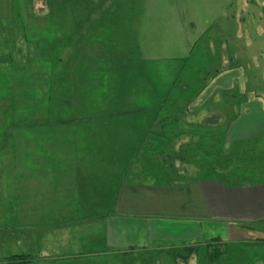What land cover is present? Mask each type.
<instances>
[{
  "label": "crops",
  "instance_id": "obj_1",
  "mask_svg": "<svg viewBox=\"0 0 264 264\" xmlns=\"http://www.w3.org/2000/svg\"><path fill=\"white\" fill-rule=\"evenodd\" d=\"M19 1L15 8L21 11L48 9L23 20L18 13L14 16V7L11 10L13 33L28 43L27 63L19 67L31 66L34 48L29 42L42 41L50 73L77 71L83 75L81 87H91L103 75L115 82L113 88H121L117 92L123 96L111 100V106L122 107L112 113L32 117L31 126L45 128L31 132L32 143L26 135H18L8 151L0 146V252L7 233L34 235L37 241L72 228L76 235L99 233L110 250L81 251L63 259L161 254L158 251L164 247L211 243L222 245L224 254L232 248L248 252V264H264V93L253 89L247 78L256 71L249 59L262 52L264 0H238L240 10L230 14L225 25L218 49L222 54L206 53L212 60L200 66L211 68L205 71L213 75L209 81L201 86L177 81L160 94L143 83L137 91L147 100L139 108H135L134 75L137 70L148 72L151 64L160 65L162 56L150 55L136 43L165 40V30L149 18L147 3L138 8L128 3L125 21H104L103 4L96 0L62 4L65 13L77 10V19L62 17L47 23L45 37L39 20L49 19L58 5L50 0ZM179 1L193 10L200 0ZM211 4L214 8L222 4V13L231 9L230 0ZM175 5L179 26L183 15ZM153 6L160 8L159 2ZM0 31L6 34L2 27ZM15 65L0 60L1 68ZM184 66L183 62L177 73L182 74ZM61 80L53 76L52 83ZM41 140L46 158L37 154ZM168 140L176 148L201 146L208 153L196 152L183 166L187 180L182 186L170 183L155 154L167 151ZM6 168L15 188L12 200L3 189ZM43 170L47 178L39 179ZM7 217L19 221L8 224ZM39 219L71 220L42 226L45 223ZM13 255L21 254L2 257Z\"/></svg>",
  "mask_w": 264,
  "mask_h": 264
},
{
  "label": "rangeland",
  "instance_id": "obj_2",
  "mask_svg": "<svg viewBox=\"0 0 264 264\" xmlns=\"http://www.w3.org/2000/svg\"><path fill=\"white\" fill-rule=\"evenodd\" d=\"M40 1L46 2V0ZM50 1L53 5L58 6L54 7L53 15L49 19L42 22L39 20V23L43 24L44 27L43 32H40V34L44 33V35L47 34V23H53L57 18L61 19L62 17L75 19L78 17L77 10L65 13V11L60 9L62 4L78 3L79 0ZM211 1L200 0L199 4L191 10L189 6H185V1L179 0H96L97 3L103 4L102 19L104 21L111 19L125 21L127 19L128 3L134 2L137 8L138 6L140 7V4L147 3V12L149 11L150 13L149 18L156 20V23H159L165 30V40L163 41L136 43V45L140 44L142 50L149 52L150 55L160 53L162 57L160 60L161 64H151L148 72L136 71L134 75L135 99H137L135 108H139L138 106H142L147 100L145 99L146 94L142 95L137 91L139 87L144 85L143 83L145 85L149 84L151 90H156L157 94H160L163 87L169 88L177 81L188 86H196V84L201 86L212 78L213 75L211 73L205 72L211 68L200 66L212 60L207 58L206 53L216 54L217 50L222 54L221 50L218 49L223 45V36L227 31L225 26L227 19L230 14H236L240 10L241 5L238 0H230L231 9H226L222 13V4L214 8ZM19 2V0H0V28L2 27L6 32L5 35H2L0 31V60L5 65H9L12 61L16 63L14 68L9 66L8 68L0 67V146L6 148L7 151L14 146L18 135H26V140L32 143L34 139H30L31 132L45 131V128L31 126L30 120H32V117L46 119L50 114L76 115L96 111L112 113L119 111V108L122 109V107L111 106L112 99L117 100L123 95L117 92L121 88L117 86L113 88L115 82L106 79L107 77L105 78L102 75L103 80L96 81L91 87H85V85L81 87L80 78L83 75L77 71L65 75H53L50 73L46 64L49 57L46 50L43 51L42 41L29 42L30 47L34 48V50L31 49V66L30 68L19 67L27 63L28 43L24 40V36L19 37L13 33V31H16L12 16L13 11H15L14 16L18 13L17 18L22 20L36 14H45L48 11L47 8L38 11L33 9L21 11L15 8ZM156 2H159V9L153 6ZM175 4H179L177 9L183 15L184 22L182 21L183 24L179 26L175 25L174 15L177 13ZM12 9L13 11H11ZM192 22H194V26L190 25ZM176 29L177 31L179 29V32L176 33ZM18 30H22L19 24ZM231 30L234 31L233 26H231ZM45 37L47 36L45 35ZM259 48L261 49V47ZM200 56L202 58L198 59ZM249 60L253 64L255 63L256 71L248 73L247 78L252 83L253 89H257L258 92L260 91L263 94L264 42H262L261 56L256 59L250 58ZM183 62L185 65L184 71L179 74L177 70ZM198 62L202 64L198 65ZM53 76L62 78L61 82L56 81L53 84ZM94 100L98 101V106L88 105L90 101ZM29 142L28 145H30ZM39 142L41 150H38V157L46 158L45 141L41 140ZM6 160L8 161V155ZM44 171L42 173L37 171L40 173L39 179L47 178ZM5 172L7 173V181H5L3 189L7 195V200H12L14 199L15 188L9 183V168H6ZM33 178H38V176L35 175ZM21 220L22 222L30 221V219ZM39 220L41 223H45L42 226H48L47 223H52L50 221L62 223L71 219ZM5 221L10 224L19 221V219L7 217ZM64 226L62 225V227ZM45 230H48V227ZM75 231L72 228H63L62 231L52 232L50 236H41L37 241L34 235H21L18 232L17 234L7 233L3 235L0 264L4 260L2 256H8L13 253L29 254L34 257L49 256V258L47 257L48 259L42 258L29 264H173L171 259L164 254L138 253L130 257L113 255L102 256L96 260L63 259L62 257L64 256L78 254L81 251L93 250L99 252L110 250L106 247V238L100 237L99 233H87L85 231L83 235H76L74 234ZM53 240L54 243H52ZM248 257V252L232 248L227 254H222L214 263H210L208 250L203 247L189 261V264H248Z\"/></svg>",
  "mask_w": 264,
  "mask_h": 264
},
{
  "label": "trees",
  "instance_id": "obj_3",
  "mask_svg": "<svg viewBox=\"0 0 264 264\" xmlns=\"http://www.w3.org/2000/svg\"><path fill=\"white\" fill-rule=\"evenodd\" d=\"M30 2V0H26ZM167 151H153L161 159L165 171L169 175V181L172 185L182 186L186 183L187 177L183 172V166L189 165L192 162L196 152L204 155L208 153L200 146L193 149H185L183 146L177 148L172 144V141L167 142ZM205 247L208 250V258L210 263H214L225 249L222 245H183L181 247H164L158 252L168 256L173 264H189V261L197 255L201 248ZM44 257L30 255H13L6 258L1 264H29L30 262L41 260ZM46 258V257H45ZM48 259V258H47Z\"/></svg>",
  "mask_w": 264,
  "mask_h": 264
}]
</instances>
